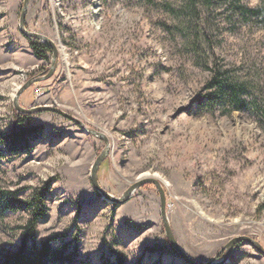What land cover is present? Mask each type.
Returning a JSON list of instances; mask_svg holds the SVG:
<instances>
[{"label":"rangeland","instance_id":"rangeland-1","mask_svg":"<svg viewBox=\"0 0 264 264\" xmlns=\"http://www.w3.org/2000/svg\"><path fill=\"white\" fill-rule=\"evenodd\" d=\"M97 1L30 0L26 28L51 38L58 59L20 104L57 107L106 135L98 180L112 195L157 177L192 259L221 260L240 235L264 247V0ZM22 5L0 0V135L16 122L17 90L51 65L52 53L38 58L20 30ZM215 72L240 86L244 108L210 101ZM29 120L44 128L28 150L0 145V255L18 248L29 202L50 181L38 244L65 232L78 237L81 264L115 251L127 264H187L167 240L153 183L124 203L106 200L91 181L105 141L53 111ZM221 264H264V254L241 241Z\"/></svg>","mask_w":264,"mask_h":264},{"label":"trees","instance_id":"trees-1","mask_svg":"<svg viewBox=\"0 0 264 264\" xmlns=\"http://www.w3.org/2000/svg\"><path fill=\"white\" fill-rule=\"evenodd\" d=\"M240 10L243 14L255 15L259 9L241 7ZM30 46L38 58L50 60L48 54L52 53V48L48 44L30 38ZM41 68L44 74L49 71L45 66ZM208 88L213 89L209 94L210 101L216 97H227L237 109H242L246 105L240 98V86L218 79L217 72L212 76ZM29 116L30 114L17 112L16 122L10 132L0 135V145H4L13 153L28 150L30 142L40 136L44 128L42 124L30 122ZM50 184V181L45 182L29 202L30 214L24 226L25 231L20 245L15 250H5L0 255V264H81L78 237L69 238L68 233L64 232L52 235L40 244L36 242V229L39 219L45 214L44 202ZM15 202L13 200V203L10 202L12 205H5V208L15 209ZM100 264H127V257L115 251L111 255H102Z\"/></svg>","mask_w":264,"mask_h":264},{"label":"water","instance_id":"water-1","mask_svg":"<svg viewBox=\"0 0 264 264\" xmlns=\"http://www.w3.org/2000/svg\"><path fill=\"white\" fill-rule=\"evenodd\" d=\"M29 4H30V0H23V5H22V9H21V14H20V20H19L20 30L25 35H27L29 38H36V39H39L40 41L48 44L52 48V58H51V65H50L49 71L46 74L40 75V76L37 75L35 77L29 78L20 87V89L17 90V92L15 93V95L13 97V105H14L15 110H17L18 112H23V113H27V114H31V113L38 112V111H53V112H56L58 114L65 116L71 120L76 121L87 132H90V133L102 138L105 141V148L98 155V157L96 158V160L92 166L91 181L93 183L94 188L99 193H101L106 200L111 201V202L116 203V204L124 203L125 201H127L130 198V196L140 186H142L145 183H153L157 187V189L159 191V195H160L161 217H162V221H163L167 240L170 243V245L173 247V249L182 257V259L187 264H221L228 258V255L230 254L234 245L238 242H241V241L247 242L248 244L252 245L253 247H255L256 249H258L259 251H261L264 254V247L262 246V244L260 242H258L257 240H255V239H253L247 235H240V236L232 238L227 243V245L222 249L225 251V255L221 258V260H217L219 253L212 260H210L209 262H205V263H200V262L192 259L184 251V249L181 247V245L179 244V242L176 239V236L174 234V231L171 227V224H170V221H169V218L167 215L166 193L164 190V186L162 185V183L160 182V180L157 177H155L153 175L142 177L141 179L134 182L121 196L116 197V196L112 195L111 193L106 191L100 185V182L98 180V169L100 167V164L102 163V161L104 160V158L108 154V150H109V141H108V138L106 137V135H104L100 131H97L95 129L88 127L81 120L75 118L74 116L64 112L63 110H61L57 107H53L50 105H35L32 107H24L23 105L20 104V96L27 88L32 86L34 83H37V82H40V81H43V80L50 78L54 74L56 66H57V59H58V48H57L55 42L51 38L47 37L44 34L29 30L26 28L25 22H26L27 13L29 10Z\"/></svg>","mask_w":264,"mask_h":264},{"label":"bare ground","instance_id":"bare-ground-1","mask_svg":"<svg viewBox=\"0 0 264 264\" xmlns=\"http://www.w3.org/2000/svg\"><path fill=\"white\" fill-rule=\"evenodd\" d=\"M96 4H97V5H96ZM96 4H95V5H96V7L98 6V8H101V5L103 6V2H102V0H98ZM102 8H103V7H102ZM78 12L81 14V11H80V10H79ZM73 13L77 14V11L75 10V12H73ZM81 15H82V14H81Z\"/></svg>","mask_w":264,"mask_h":264},{"label":"built area","instance_id":"built-area-1","mask_svg":"<svg viewBox=\"0 0 264 264\" xmlns=\"http://www.w3.org/2000/svg\"><path fill=\"white\" fill-rule=\"evenodd\" d=\"M40 90H41V88L37 87V88H36V93H38V94H42V93H40Z\"/></svg>","mask_w":264,"mask_h":264}]
</instances>
